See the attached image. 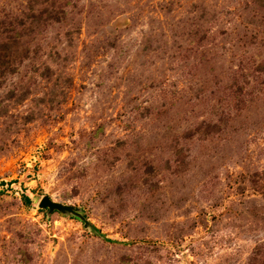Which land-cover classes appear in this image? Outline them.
<instances>
[{"label": "rangeland", "instance_id": "obj_1", "mask_svg": "<svg viewBox=\"0 0 264 264\" xmlns=\"http://www.w3.org/2000/svg\"><path fill=\"white\" fill-rule=\"evenodd\" d=\"M0 264H264V0H0Z\"/></svg>", "mask_w": 264, "mask_h": 264}, {"label": "water", "instance_id": "obj_2", "mask_svg": "<svg viewBox=\"0 0 264 264\" xmlns=\"http://www.w3.org/2000/svg\"><path fill=\"white\" fill-rule=\"evenodd\" d=\"M39 207L41 209H48L50 212L58 211L63 214L73 215L76 218L84 221L85 227L90 226V223L87 222L86 217L82 214L78 207L54 201L48 195L43 196V198L40 200Z\"/></svg>", "mask_w": 264, "mask_h": 264}, {"label": "trees", "instance_id": "obj_3", "mask_svg": "<svg viewBox=\"0 0 264 264\" xmlns=\"http://www.w3.org/2000/svg\"><path fill=\"white\" fill-rule=\"evenodd\" d=\"M24 197H25L26 203H29V201H30L29 197H27V196H24ZM94 229H95V227H94ZM95 232H96V234H97L98 236H103V235L101 234V232H100L98 229H95ZM104 236H105V235H104ZM106 239H107V238H106ZM107 240L112 241V242H119V241H114L113 239H107Z\"/></svg>", "mask_w": 264, "mask_h": 264}]
</instances>
